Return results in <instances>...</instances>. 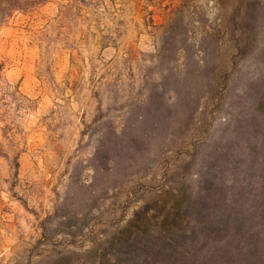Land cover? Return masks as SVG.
<instances>
[{
  "label": "rangeland",
  "instance_id": "1",
  "mask_svg": "<svg viewBox=\"0 0 264 264\" xmlns=\"http://www.w3.org/2000/svg\"><path fill=\"white\" fill-rule=\"evenodd\" d=\"M250 3L262 42L264 0H50L8 19L0 264H144L159 244L186 242L188 194L164 177L179 163L177 130L139 116L172 102L160 77L180 43L212 29L221 40Z\"/></svg>",
  "mask_w": 264,
  "mask_h": 264
},
{
  "label": "trees",
  "instance_id": "2",
  "mask_svg": "<svg viewBox=\"0 0 264 264\" xmlns=\"http://www.w3.org/2000/svg\"><path fill=\"white\" fill-rule=\"evenodd\" d=\"M49 1L0 0V28ZM257 19L250 3L228 17L221 40L212 29L200 41H182L181 58L160 77L161 98L173 86L172 102L139 116L144 125L173 120L179 163L164 177L169 189L188 194L186 242L159 244L144 264H264V39H254ZM220 49L233 53L220 57Z\"/></svg>",
  "mask_w": 264,
  "mask_h": 264
}]
</instances>
